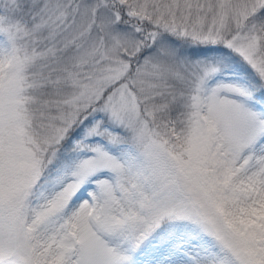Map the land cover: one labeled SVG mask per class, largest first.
<instances>
[{"label":"snow or ice","instance_id":"1","mask_svg":"<svg viewBox=\"0 0 264 264\" xmlns=\"http://www.w3.org/2000/svg\"><path fill=\"white\" fill-rule=\"evenodd\" d=\"M0 264H264V0H0Z\"/></svg>","mask_w":264,"mask_h":264}]
</instances>
